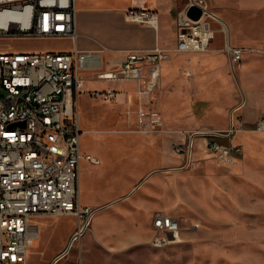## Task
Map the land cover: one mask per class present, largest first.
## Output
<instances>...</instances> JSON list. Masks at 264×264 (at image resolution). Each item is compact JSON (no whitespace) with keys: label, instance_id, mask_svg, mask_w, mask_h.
Instances as JSON below:
<instances>
[{"label":"rangeland","instance_id":"rangeland-1","mask_svg":"<svg viewBox=\"0 0 264 264\" xmlns=\"http://www.w3.org/2000/svg\"><path fill=\"white\" fill-rule=\"evenodd\" d=\"M212 27L217 46L220 24ZM68 46L65 39H0V51H57ZM250 50L253 54L239 63L252 65L244 77L238 65L236 72L227 70L221 77L203 71L198 80L179 53L170 55L166 62L172 69L168 74L160 69L154 95L165 126L154 133L136 130L125 96L111 102L83 92L77 96L81 153L99 159V164L81 160L79 199L82 205L102 209L57 264H264V130H255L264 113V44ZM204 77L206 82L196 83ZM251 103L260 109L253 120L245 121L242 111ZM230 117L235 131L226 143L240 147L239 159H216L205 139L196 136L193 163L181 169L183 158L173 149L178 132L227 127ZM156 213L171 215L180 225L170 244L159 249L149 244ZM35 221L40 231L24 264H51L75 219L42 215ZM139 234L141 240L133 242V235Z\"/></svg>","mask_w":264,"mask_h":264},{"label":"built area","instance_id":"built-area-1","mask_svg":"<svg viewBox=\"0 0 264 264\" xmlns=\"http://www.w3.org/2000/svg\"><path fill=\"white\" fill-rule=\"evenodd\" d=\"M191 4L202 8L199 19L186 16ZM125 19L156 27L154 10L129 8ZM213 23L222 21L206 0H186L175 16L176 40L172 47L154 45L151 49L128 50L121 65L99 73V79L136 82L134 92L110 87L86 91L102 102L125 96L131 104L128 114L141 134L163 128L155 102L160 66L176 53L204 52L213 38ZM65 39L72 50L0 51V264H24L40 231L35 219L42 215L72 216L75 228L65 247L51 261L54 264L78 243L90 229L94 215L102 207L82 205L78 179L83 158L99 164V159L83 156L76 100L82 92L81 71L98 67V56L76 48L75 0H0V39ZM231 66L241 61L242 48L223 45ZM264 130V113L255 122ZM235 128L225 131L194 129L179 131L174 151L183 158L181 169L193 163V139L201 136L209 153L218 160L239 159L238 145L226 143ZM180 229L175 217L156 213L152 218L150 246L163 248Z\"/></svg>","mask_w":264,"mask_h":264},{"label":"crops","instance_id":"crops-1","mask_svg":"<svg viewBox=\"0 0 264 264\" xmlns=\"http://www.w3.org/2000/svg\"><path fill=\"white\" fill-rule=\"evenodd\" d=\"M185 1L75 0L76 48L95 54L99 60L98 67L87 68L81 71L83 77L82 92L86 93L89 90L105 89L106 87L134 92L137 87L136 82L99 79L95 75L117 69L123 62L128 50L151 49L156 44L168 48L172 47L176 40L175 16L177 11L183 8ZM206 1L211 11L221 19L226 28V34L221 31L222 36L218 39L220 44L217 46H215V35L210 41L207 51L189 52L187 54L179 53L180 61H187L186 68L192 72L197 80L201 77L203 71H214L220 77L225 76L227 70L236 72L235 68L239 63L233 67L231 66L229 57L223 50V45L226 41L232 47L243 49L241 60L244 56L248 58L249 54H253L254 51L252 50V52L250 49L263 46L264 44V0ZM129 8H143L156 11L158 17L156 27L138 25L127 21L125 19V11ZM218 29L220 30V27ZM72 49L73 44L70 41V46L62 50ZM251 66L247 62L240 64L238 67L239 76L244 77ZM161 68H164L165 74H168L172 69L171 63L165 61L161 64ZM206 81L207 79L204 77L203 80L196 83L200 82L199 84H202L201 82ZM250 105H253V109L251 110ZM259 109L260 106L258 105L247 104L246 108L242 111L243 119L245 121L253 120L257 116ZM162 119L164 128L165 119L163 115ZM231 120L232 117H230V122ZM232 124L234 126V120H232ZM229 126L230 123L228 121V126H225L226 129L224 126L204 128L218 131L227 130ZM178 139L179 135L175 136L174 140L177 141ZM74 228L75 225L71 232ZM150 230H152V220ZM141 238L140 234L133 235L132 240L133 242H139Z\"/></svg>","mask_w":264,"mask_h":264},{"label":"water","instance_id":"water-1","mask_svg":"<svg viewBox=\"0 0 264 264\" xmlns=\"http://www.w3.org/2000/svg\"><path fill=\"white\" fill-rule=\"evenodd\" d=\"M201 14H202V8L198 6L197 4H191L186 9V16L192 20L199 19Z\"/></svg>","mask_w":264,"mask_h":264},{"label":"bare ground","instance_id":"bare-ground-1","mask_svg":"<svg viewBox=\"0 0 264 264\" xmlns=\"http://www.w3.org/2000/svg\"><path fill=\"white\" fill-rule=\"evenodd\" d=\"M72 248V246L67 250V252L66 253H68V251L70 250ZM66 255V254H65ZM28 257V256H27ZM60 260V259H59ZM58 260V261H59ZM54 264H57L56 262L54 263Z\"/></svg>","mask_w":264,"mask_h":264}]
</instances>
